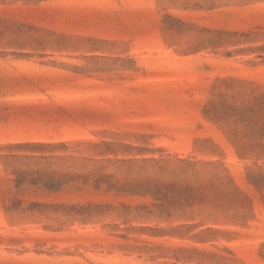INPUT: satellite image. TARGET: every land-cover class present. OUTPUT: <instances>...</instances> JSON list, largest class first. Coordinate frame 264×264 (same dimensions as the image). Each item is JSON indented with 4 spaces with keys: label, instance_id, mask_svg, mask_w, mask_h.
<instances>
[{
    "label": "rangeland",
    "instance_id": "rangeland-1",
    "mask_svg": "<svg viewBox=\"0 0 264 264\" xmlns=\"http://www.w3.org/2000/svg\"><path fill=\"white\" fill-rule=\"evenodd\" d=\"M0 264H264V0H0Z\"/></svg>",
    "mask_w": 264,
    "mask_h": 264
}]
</instances>
